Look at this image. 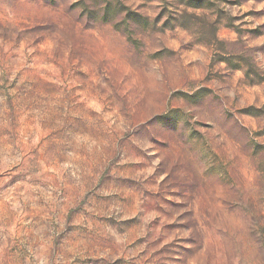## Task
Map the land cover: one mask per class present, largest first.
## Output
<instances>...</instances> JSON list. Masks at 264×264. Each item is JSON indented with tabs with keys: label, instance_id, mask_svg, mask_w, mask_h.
I'll return each instance as SVG.
<instances>
[{
	"label": "rangeland",
	"instance_id": "obj_1",
	"mask_svg": "<svg viewBox=\"0 0 264 264\" xmlns=\"http://www.w3.org/2000/svg\"><path fill=\"white\" fill-rule=\"evenodd\" d=\"M0 264H264V0H0Z\"/></svg>",
	"mask_w": 264,
	"mask_h": 264
}]
</instances>
